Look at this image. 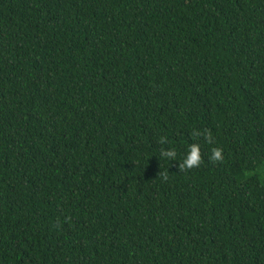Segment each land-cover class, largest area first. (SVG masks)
<instances>
[{
    "label": "trees",
    "instance_id": "trees-1",
    "mask_svg": "<svg viewBox=\"0 0 264 264\" xmlns=\"http://www.w3.org/2000/svg\"><path fill=\"white\" fill-rule=\"evenodd\" d=\"M0 264H264V0H0Z\"/></svg>",
    "mask_w": 264,
    "mask_h": 264
}]
</instances>
